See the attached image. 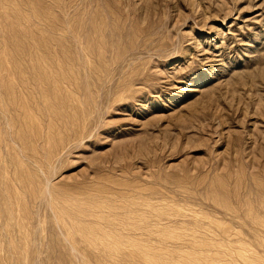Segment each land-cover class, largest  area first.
<instances>
[{
  "label": "rangeland",
  "instance_id": "rangeland-1",
  "mask_svg": "<svg viewBox=\"0 0 264 264\" xmlns=\"http://www.w3.org/2000/svg\"><path fill=\"white\" fill-rule=\"evenodd\" d=\"M0 264H264V0H0Z\"/></svg>",
  "mask_w": 264,
  "mask_h": 264
},
{
  "label": "bare ground",
  "instance_id": "bare-ground-1",
  "mask_svg": "<svg viewBox=\"0 0 264 264\" xmlns=\"http://www.w3.org/2000/svg\"><path fill=\"white\" fill-rule=\"evenodd\" d=\"M147 20V19H146Z\"/></svg>",
  "mask_w": 264,
  "mask_h": 264
}]
</instances>
